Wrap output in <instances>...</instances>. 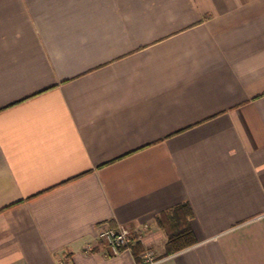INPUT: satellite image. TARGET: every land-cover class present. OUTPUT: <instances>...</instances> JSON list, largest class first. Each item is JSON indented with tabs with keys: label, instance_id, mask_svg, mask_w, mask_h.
<instances>
[{
	"label": "crops",
	"instance_id": "crops-1",
	"mask_svg": "<svg viewBox=\"0 0 264 264\" xmlns=\"http://www.w3.org/2000/svg\"><path fill=\"white\" fill-rule=\"evenodd\" d=\"M0 264H264V0H0Z\"/></svg>",
	"mask_w": 264,
	"mask_h": 264
},
{
	"label": "trees",
	"instance_id": "trees-1",
	"mask_svg": "<svg viewBox=\"0 0 264 264\" xmlns=\"http://www.w3.org/2000/svg\"><path fill=\"white\" fill-rule=\"evenodd\" d=\"M191 216L192 212L189 206L182 205L173 211V215H163L159 219L160 226L167 231L169 236L167 243L168 255L195 245L196 239L189 224ZM136 249H134V256L139 258L140 253H143V249L140 245Z\"/></svg>",
	"mask_w": 264,
	"mask_h": 264
},
{
	"label": "built area",
	"instance_id": "built-area-1",
	"mask_svg": "<svg viewBox=\"0 0 264 264\" xmlns=\"http://www.w3.org/2000/svg\"><path fill=\"white\" fill-rule=\"evenodd\" d=\"M149 225H144L142 231H148ZM136 229H132L129 227H121L118 230H106L101 233L100 237L105 239L108 245L114 252V255H120L123 250L132 249V244L137 234ZM93 245H89L87 248V252L91 253L93 251ZM147 258L149 262L155 260V256L153 252H149L147 254Z\"/></svg>",
	"mask_w": 264,
	"mask_h": 264
}]
</instances>
